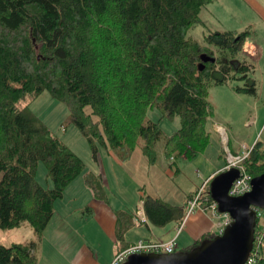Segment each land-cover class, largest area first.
I'll use <instances>...</instances> for the list:
<instances>
[{
    "label": "trees",
    "instance_id": "trees-1",
    "mask_svg": "<svg viewBox=\"0 0 264 264\" xmlns=\"http://www.w3.org/2000/svg\"><path fill=\"white\" fill-rule=\"evenodd\" d=\"M213 1L0 0V228L28 223L35 233L28 244H0V264H38L37 244L55 202L80 175L85 174L97 200L108 199L103 175L86 172L80 155L29 106L20 108L27 95L48 91L65 104L96 162L101 149L123 150L128 159L141 145L154 164L163 140L170 158H192L206 149L213 112L210 87L225 83L232 71L250 70L235 60L247 32H210L205 44L189 35L203 23L201 13ZM238 89L255 93V82L250 89ZM154 108L163 117H180L181 127L173 136L166 137L148 117ZM254 143L244 162L252 178L264 173V144ZM40 162L47 167L50 187L37 180ZM206 195L213 199L210 187ZM141 199L154 225L180 224L185 218V207L151 194ZM116 216L121 251L130 245L125 234L134 214L118 211ZM261 216L255 237L259 232L264 239ZM218 234L206 233L184 251ZM256 264H264V258Z\"/></svg>",
    "mask_w": 264,
    "mask_h": 264
},
{
    "label": "rangeland",
    "instance_id": "rangeland-1",
    "mask_svg": "<svg viewBox=\"0 0 264 264\" xmlns=\"http://www.w3.org/2000/svg\"><path fill=\"white\" fill-rule=\"evenodd\" d=\"M248 1L258 9L259 15H261L260 10L264 8V0ZM255 1L259 3V6H256ZM210 10L212 13L209 12ZM201 16L206 25H195L190 29L189 35L203 44L206 43L205 36L210 32L226 30H232L237 33L247 32L243 50L239 52L235 60L237 64L248 65L250 70L246 72L232 71L225 83L213 84L210 87L209 101L213 106V112L207 121V131L210 136L209 144L204 151L192 158L184 156L176 157V155H174V158H170L166 155L164 140L160 141L157 145L158 163L165 169L168 168V173L172 174V178L170 177V179L172 181L177 179L180 184H185V187L192 184L194 190L201 188L209 171L223 162L222 153L226 159L225 151H223L225 146L221 141L220 135L215 130L216 123L226 127L230 138V148L235 151L241 152L243 145L251 146L257 139L264 144V17L254 13L243 0H214L208 8L203 10ZM252 81L255 82V93L238 89V87L250 89ZM19 106L20 108L29 106L55 135L81 156L86 163V172L89 171L90 166H92L90 165L92 159L87 155L85 149H90V145L81 131L73 123L70 112L65 104L54 98L50 92L45 91L37 97L27 95L25 99L21 100ZM88 111L90 110L88 109ZM148 117L159 124L166 137L173 136L181 127V119L179 116L173 119L163 117L157 108L150 109ZM140 147L141 145L137 147L135 154L128 159H124L123 150L112 151L124 162H127V160L132 162L137 158L141 161L144 155ZM183 162L185 165H182ZM178 168L180 172L175 176ZM47 173L46 165L40 162L37 169V180L45 187H50L52 184ZM136 173L141 175L139 168ZM209 187L210 185H207V188ZM144 188L149 194L148 186L146 185ZM67 192L65 193V195L67 194L66 198L72 199L71 195L69 196V191ZM79 212L90 217L94 215V211L93 209L91 210L90 206L82 208ZM261 215L260 224H264V212ZM69 224L75 225L74 221L71 220H69ZM88 230H83L84 234L86 233L88 235ZM261 236L262 234L258 232L257 237H255L253 252L256 253L254 255L256 260L253 264H256L261 258H264V239ZM86 238L95 246L98 243L102 246H109L105 237H100L99 235H95V233ZM78 239L77 236L69 235L70 264H76L71 259L70 247L74 249L77 246L79 247L80 243ZM33 240H35V233L28 223H23L21 226L11 229L0 228V244L6 246L14 243L28 244ZM259 241H261V245L257 250ZM183 242L184 235L180 238V243ZM40 244L41 242H38L37 250ZM181 247L183 248V246ZM181 249L177 251H181ZM98 251L101 256L104 254L102 250L100 252V250L96 249V252ZM103 259L104 257L99 261H93L91 259L89 264H102L104 262Z\"/></svg>",
    "mask_w": 264,
    "mask_h": 264
},
{
    "label": "crops",
    "instance_id": "crops-1",
    "mask_svg": "<svg viewBox=\"0 0 264 264\" xmlns=\"http://www.w3.org/2000/svg\"><path fill=\"white\" fill-rule=\"evenodd\" d=\"M243 1L254 13L264 17V8L260 10L261 15H259L258 9L250 1ZM255 4L259 6L257 1H255ZM209 12L212 13L211 10ZM202 20L201 25L205 26L203 17ZM101 151L99 162H95L91 150L89 148L85 149L87 155L92 159L90 164L92 166H90L89 171L103 175L108 193L107 201L97 200L94 197L92 190L85 183V174L77 177L65 191V193L69 191V196L71 195L72 199H67V194H64L62 198L55 202L54 215L44 231L43 239L37 250L38 264H70L69 235L79 238L80 246L76 247L78 249L70 247L71 259L76 264H89L91 259L99 261L102 257H104L103 263L111 264V260L119 251L116 237V213L127 211L134 214L141 203L142 196L148 194L144 186H148L149 194L159 196L166 202L181 207H185L191 198L190 196L198 190H194L192 184L185 187V184H180L177 179L172 181L170 179L172 174L168 173V168L162 167L158 160L154 164L150 163L144 154L141 161L137 158L132 162H129L130 160L124 162L112 150L101 149ZM182 165H185L184 162ZM225 165L226 159L223 156V162L209 171L203 185L207 180L221 172ZM138 168L140 173L141 168H143L141 175L136 173ZM179 172L180 169L178 168L175 176ZM87 206H90L91 210L93 209V217L80 214L79 211ZM69 220L74 221L75 225L69 224ZM221 220V216H215L210 211L198 210L195 214H192L177 238L178 249H181V246H183L182 251L188 249L206 233H219ZM178 225V223L171 222L164 226H157L152 224L150 220L147 224L140 226L133 224L125 234V242L131 245L139 239L169 241L177 235ZM89 227H91L90 230H88ZM83 230H88L89 234H84ZM94 233L100 237H105L109 246H102L99 243L97 246L91 244L86 237L92 236ZM182 235H184V242L180 243ZM96 249L100 252L102 250L104 254L101 256L99 251L96 252Z\"/></svg>",
    "mask_w": 264,
    "mask_h": 264
},
{
    "label": "water",
    "instance_id": "water-1",
    "mask_svg": "<svg viewBox=\"0 0 264 264\" xmlns=\"http://www.w3.org/2000/svg\"><path fill=\"white\" fill-rule=\"evenodd\" d=\"M209 60L214 58L205 57ZM239 177L240 170L233 167L221 171L210 184L219 212L232 217L223 233L190 251L133 253L123 264H246L254 248L258 211L264 210V173L252 178L251 191L231 196L229 191Z\"/></svg>",
    "mask_w": 264,
    "mask_h": 264
},
{
    "label": "built area",
    "instance_id": "built-area-1",
    "mask_svg": "<svg viewBox=\"0 0 264 264\" xmlns=\"http://www.w3.org/2000/svg\"><path fill=\"white\" fill-rule=\"evenodd\" d=\"M215 130L220 135L221 141L225 146V154H226V165L222 171L229 170L233 167L238 168L240 170V177L233 183L229 194L231 196H240L243 195L252 189V176L245 171L244 162L249 157L251 151L253 150L255 143L251 146L243 145L242 151L239 153H234L229 148V133L226 127L221 124H215ZM210 180H207L205 184L199 188L196 193L188 200L185 206V218L177 227V235L175 238L169 241H152L149 239H139L133 244L129 245L127 248L117 252L115 254L114 259L111 264H123L127 258L133 253H173L178 250V242L177 238L182 231L184 224L187 219L196 211L202 210L204 212L210 211L215 216H221L222 220L219 223L220 233H223L225 227L232 222V217L228 213H220L218 210V204L215 200H210L206 195V188ZM264 210H259L258 214ZM149 222V218L146 213L144 200L141 199V203L138 208L134 212V224L136 226H140L143 224H147ZM219 233V234H220ZM255 244V243H254ZM261 245V241H259V246ZM263 245V244H262ZM254 249V248H253ZM255 252H251V255L246 264H253L256 260Z\"/></svg>",
    "mask_w": 264,
    "mask_h": 264
}]
</instances>
